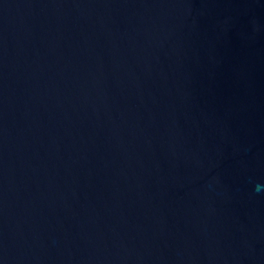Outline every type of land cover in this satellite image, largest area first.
<instances>
[{
    "label": "water",
    "instance_id": "95a60500",
    "mask_svg": "<svg viewBox=\"0 0 264 264\" xmlns=\"http://www.w3.org/2000/svg\"><path fill=\"white\" fill-rule=\"evenodd\" d=\"M0 264H264V0H0Z\"/></svg>",
    "mask_w": 264,
    "mask_h": 264
}]
</instances>
